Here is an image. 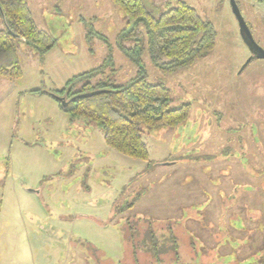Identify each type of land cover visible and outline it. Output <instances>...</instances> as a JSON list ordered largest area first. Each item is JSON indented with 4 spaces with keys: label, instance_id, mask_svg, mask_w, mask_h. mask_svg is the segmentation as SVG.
Returning <instances> with one entry per match:
<instances>
[{
    "label": "rangeland",
    "instance_id": "obj_1",
    "mask_svg": "<svg viewBox=\"0 0 264 264\" xmlns=\"http://www.w3.org/2000/svg\"><path fill=\"white\" fill-rule=\"evenodd\" d=\"M26 1L56 44L40 57L18 41L22 76L0 78V264H132L121 230L128 217L169 221L183 237L180 261L169 253L158 264L251 261L237 259L235 238L225 256L223 235L211 238L228 224L237 234L245 220L264 221V211L252 210L264 206V59L247 62L228 0H182L217 32L194 64L162 73L143 58L148 81L170 89L173 107L189 106L180 124L143 127L148 161L111 149L93 123L71 120L50 94L32 92L59 90L93 69L91 84L132 79L137 67L118 47L122 9L112 0ZM143 1L157 16L179 0ZM236 1L264 49V1Z\"/></svg>",
    "mask_w": 264,
    "mask_h": 264
},
{
    "label": "trees",
    "instance_id": "obj_2",
    "mask_svg": "<svg viewBox=\"0 0 264 264\" xmlns=\"http://www.w3.org/2000/svg\"><path fill=\"white\" fill-rule=\"evenodd\" d=\"M112 2L122 9L125 17L124 27L118 34V47L137 67L136 75L121 85L114 83L112 76L91 84L88 79L98 71L93 69L74 75L59 90L36 89L32 92L48 93L58 101L57 96L69 100L78 93L99 90L69 101L65 107L58 101L59 106L69 113L71 120L81 118L102 130L104 142L111 149L148 161L143 127L152 129L180 124L186 120L189 106L173 107L170 89L163 83L148 81L143 58L148 57L162 73L182 70L214 48L217 32L211 21L182 0L157 16L150 12L143 0ZM18 41L24 42L40 57L56 44L54 37L37 27L26 0H0V78L22 76ZM125 41L130 45H125ZM84 78L86 82L78 91H73L75 83ZM136 199L138 197L116 211L132 208ZM121 230L132 264L162 263L160 256L169 253L180 261L183 237L177 234L171 222L128 217ZM188 241L192 252L197 255L196 241Z\"/></svg>",
    "mask_w": 264,
    "mask_h": 264
},
{
    "label": "crops",
    "instance_id": "obj_3",
    "mask_svg": "<svg viewBox=\"0 0 264 264\" xmlns=\"http://www.w3.org/2000/svg\"><path fill=\"white\" fill-rule=\"evenodd\" d=\"M5 179H7V176L5 177ZM219 206H221V202ZM219 206H217L216 209L219 208ZM258 206H261V208L257 209ZM212 210H215V209H212ZM245 210H247L246 207H245ZM252 210L255 212H262L264 211V206L260 203L256 207H254V209ZM222 216L224 217L225 214H223ZM262 220H259V221L258 220H254V221L245 220L243 223H240V225L238 226L237 234H234V232L231 233L230 224H228L226 228V226H224L225 225L224 223L223 226L225 228H223V230L218 229L215 232L213 231L211 238L214 240L212 241V243L215 242V237L216 238L219 237L220 234H221L220 237H222L223 235V238H221V240H223L221 244L223 245L224 256H225V253H227L228 251L227 241L228 239L233 237L235 238V240L238 241V247L240 248V250L238 251H242L238 255L239 258L237 259H239L240 261H247L248 259H251V261L247 262L251 264H252V260L259 262V260L262 257H264V221ZM217 243L219 242L217 241ZM230 252H231V249H230Z\"/></svg>",
    "mask_w": 264,
    "mask_h": 264
},
{
    "label": "water",
    "instance_id": "obj_4",
    "mask_svg": "<svg viewBox=\"0 0 264 264\" xmlns=\"http://www.w3.org/2000/svg\"><path fill=\"white\" fill-rule=\"evenodd\" d=\"M228 2L230 5L231 12L234 15V17L238 23L240 35H241L243 41L245 42V44L247 45V47L250 51V56H249L247 62L251 61L252 59H264V49L253 38V36L249 30V27L247 25V22L244 19L243 15L239 9L237 1L236 0H228ZM98 92H99V90H94V91L84 92V93H78V94L72 96L69 100H66L64 97H59V96H57V99L60 102L61 106L65 107V106H67L69 101H72L76 98L86 97V96H89V95H92V94H95Z\"/></svg>",
    "mask_w": 264,
    "mask_h": 264
},
{
    "label": "built area",
    "instance_id": "obj_5",
    "mask_svg": "<svg viewBox=\"0 0 264 264\" xmlns=\"http://www.w3.org/2000/svg\"><path fill=\"white\" fill-rule=\"evenodd\" d=\"M262 1H264V0H262Z\"/></svg>",
    "mask_w": 264,
    "mask_h": 264
}]
</instances>
